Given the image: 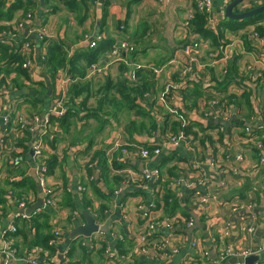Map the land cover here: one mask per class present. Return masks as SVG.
<instances>
[{"label":"crops","instance_id":"obj_1","mask_svg":"<svg viewBox=\"0 0 264 264\" xmlns=\"http://www.w3.org/2000/svg\"><path fill=\"white\" fill-rule=\"evenodd\" d=\"M36 1L34 9L28 12L34 15L35 26H46L48 35L42 40H38L36 33L27 35V30L24 28L19 32V37L27 35L32 39L35 55L38 57L45 51V47L41 45L43 40L61 42L67 53V60H70L74 53L78 54L91 49L89 41L96 35L102 36V39H112L113 41L124 38L134 44V50L126 59L127 63H113L111 58L105 54L107 50L104 51L97 59L98 65L103 67L101 73H91L82 58L76 60V64L85 67L84 79L92 80V96L88 98L84 109L78 105L83 96L74 100L80 116L74 120L69 134L64 135L56 125L50 126L49 130L51 129L59 140L55 149L48 145L43 150V157L55 154L60 160L62 159L61 166L56 167L54 173L48 175L47 178V182L54 186L59 200L63 196V186H66L73 193V202L80 210H84L79 200L85 191L92 203L90 207H86L90 215L101 203H104L108 210L107 218L111 219L109 234L105 233V239L108 245L114 249L117 241L124 244L123 249L119 248L121 252L117 250L120 256L112 261L107 258H97L96 252L88 255L89 261L95 263L99 260L101 264H137L141 261L142 264H184L183 261L188 256H195L198 258L199 264H210L208 260H213L217 256L214 226L217 225V220L220 218L236 220L239 223L243 221L241 224L245 227L249 223L255 227L253 234L245 230L236 232L234 229L230 232L225 243L222 241V244H227L231 252L259 244L264 236V163H259V152L256 151L254 142L264 137V132L260 133V130L264 128V52L251 33L256 24H246L232 32L227 29L223 30L222 40L225 43H232L230 50L232 58L227 68L229 64H235L237 72L228 82L224 81L225 77L220 78L221 73L217 68L206 66L204 72H210L213 82L211 90H203L198 78L192 75L187 82L182 84V88V85L179 86L176 92H172V95L165 99L167 105L175 106L184 113L188 120L186 132L192 136V139L179 141L177 144L165 148L160 155L143 161L138 156H123L121 147L124 146L127 149L152 147L165 142L166 138L172 134L169 131L170 125H167L169 120L164 118L166 113L159 98L156 99L155 106L152 105L147 109L149 116L153 121H156L155 126L149 127L148 125L140 133L130 134L126 131L127 122L129 120L138 122L141 120L140 117L107 104L103 106L100 113V115L107 116L102 122L101 130H97L95 129L97 122L85 119V115L88 113L87 107L97 106L102 94V91L98 90L107 78L112 81L126 78L129 80L131 75H134L136 67L145 68L150 72L153 89L157 95L170 80L175 79L178 82L168 69L153 74L149 68L161 67L168 60L175 59L179 55L181 39L180 31L176 29V25L190 14H195V0H88L85 19L82 23H78L76 13L69 12L58 4H56L57 10L51 12L50 7L56 3L55 0ZM211 1L212 25L210 26L215 28L216 25L228 20L223 9L230 0ZM257 1L260 3L262 0ZM10 2L11 0H6V5ZM24 15L25 13L19 10L14 14L13 19L19 20ZM208 16L210 17L207 15L206 20ZM8 22L1 20L0 25H6ZM120 27L123 28L120 29ZM205 60L207 61L206 58ZM36 62H39V58ZM67 70V66L64 69H59L55 79L52 80L48 74L44 73V68L39 63L32 78L34 82L42 81L46 85L45 89L38 87L37 84L27 82L24 78H21L22 88H15L10 78L14 73L5 76L9 79L6 84L0 82V107L4 111L8 109L12 117L8 132L3 135L8 138V146L6 148H3V145L0 146V185L7 177L3 168L4 163L8 159L18 157L22 151V148L17 146V141L25 136L27 129L20 130L19 126L17 127L18 117L28 120L36 114L39 116L52 114L56 109L57 100L63 93L65 95L69 84L73 81ZM249 71L259 73V75L253 80L247 77ZM0 78L2 77L0 76ZM257 79V86L249 90L251 91L248 96L251 107L249 111L245 106V97L243 96L245 90L242 84L247 82L253 87ZM228 98L229 101H235L229 107V118L220 119L218 117L214 120L215 123L206 120L203 113L206 110L205 103L208 100L220 101L223 102L221 103L222 107H225L227 104L224 101H227ZM226 121L229 122V125L225 124ZM217 122L223 127L221 139H219L220 135H218V139H215L214 136L217 135L214 131V127L218 126ZM40 129L39 125L34 128L35 131ZM31 135V142H33L37 136L33 133ZM99 150L104 151L108 163L112 159L113 152L116 151L119 153L116 159L124 161L126 167L122 171L114 170L112 174L123 173L124 176H132L131 171H152L157 168L161 179L167 181L171 188L177 192L181 205L186 210L195 213L197 220L195 222V217L192 216L194 219L193 231L188 229L185 232V238L177 240L181 247L178 254L169 256L165 261H160L154 251L147 255L141 253L137 250L135 241L130 239L141 229L140 203L150 204L155 198L152 193L140 189V182L144 181L130 184L119 195L111 193L107 199L98 197L89 184H87L88 186L83 184L84 181L87 182L88 167L86 164L90 161L94 151ZM28 155L26 154L24 159L30 173L31 169H35L40 163V160L34 155L28 159ZM238 157H242V160H238ZM213 162L218 163V166L212 165ZM99 167L97 166V169L94 170V178L95 182L104 190L105 187L102 186L99 178ZM171 167L176 169L177 176L169 175L168 170ZM179 178H182V182L177 184ZM194 180H200V183L192 188L187 186V182ZM153 184L152 179L149 180L148 187ZM79 187L84 189L79 190ZM6 189L11 193L10 186L7 185ZM132 191L140 193L134 194ZM212 193L217 194L216 198L210 197L205 200L204 197L212 195ZM240 194L244 195V198H240ZM27 195L28 197L35 196L32 192ZM197 197H201V199H197ZM236 199H239L238 206L234 212H231L230 204L234 203ZM202 200L203 203H201ZM248 200H253L252 202L256 203L253 211L255 218L250 217L251 210L245 206L246 203H249ZM18 201L17 197H8L5 216L0 219V239L3 237L2 231L14 226V221L20 218L19 214L22 213V209L18 207ZM70 212L69 208L61 206V209H58L54 215V229L59 227L63 235L56 242V248L59 251L64 249L67 244L65 233H69L77 224L85 223L83 216L75 217L74 223H68L67 217ZM205 214L208 215V218L205 217ZM160 232L161 235H157V237H166L168 234V230L165 228ZM11 234V232L8 233V235ZM19 239V237H13L14 241ZM193 241L203 245L208 258L201 256L202 245L198 248L197 244L193 248ZM20 249L21 247L18 250ZM32 249L34 248L30 250ZM22 251L25 254L29 250L23 248ZM81 257V249L75 248L71 259L79 264H85L88 260L85 259L83 262ZM238 262V257L230 254L220 264H236ZM10 264H16V262L12 261ZM255 264H264V251L259 254V261Z\"/></svg>","mask_w":264,"mask_h":264},{"label":"built area","instance_id":"obj_2","mask_svg":"<svg viewBox=\"0 0 264 264\" xmlns=\"http://www.w3.org/2000/svg\"><path fill=\"white\" fill-rule=\"evenodd\" d=\"M250 3L258 4L257 0H244L241 4L245 6H249ZM195 9L196 11L205 12L208 16L207 18V25H212V16H211V7L212 1L211 0H195ZM210 13V14H209ZM194 14H190L186 19L181 20L177 23L176 29L179 30L180 35V44H179V55L175 57V59L168 60L165 64L161 67H150L149 70L153 74L161 73L164 69H168L178 80L175 79L170 80L167 83L163 90L157 95L154 89H150L149 92L144 94V99L147 104L155 106V101L157 98L161 100L165 109V115H169L170 119H173L176 122L180 123V129L177 131L176 134H170L165 142L160 144H156L150 148L148 147H139V148H131L126 149L122 148L121 153L124 155H128L130 157H140L143 161L150 159L153 156L160 155L161 152L165 148H169V146H173L177 144L179 141H186L192 139V136L186 132V127L188 126V120L184 116V113L177 109L175 106H170L165 103V99L172 95V92H176L177 88L181 86L185 81L192 76H196L200 81L201 87L203 90H211L212 89V79L210 76V72H204L206 66H211L212 68H217L218 71L221 73L220 78H223L228 71L227 65L231 61V53L230 50L232 49V43H225L223 40L220 41V45L217 47H212L210 44V40L208 38H203L201 34L196 32L191 26V20L193 19ZM214 24V23H213ZM7 29L2 30L0 32V43L6 44L10 47H13V50L18 52L22 58V68L27 70L29 73L30 78H32L33 73L38 67L39 62L37 63L36 60L38 55H35V48L32 39L28 38L27 35H32L36 33L37 39L42 40L45 38L47 34L46 26H35L34 25V15L31 12L25 13L24 17L17 20L13 19L10 20L7 24ZM27 30V35L24 37H19V32L22 29ZM123 27H120L122 29ZM254 40L257 41L259 45H261V49L264 52V37H261L256 32L252 33ZM102 39V36H94L89 41V46L91 48L95 47L97 42ZM134 50V44L127 39L118 38L116 39L111 48L106 51L108 57L111 58V61L116 64H120L121 62L127 63V57L130 56L131 52ZM37 56V57H36ZM36 58V59H35ZM40 59L44 58V55L39 57ZM207 59V61L205 60ZM91 73H101L103 67L98 65V62H92L88 66ZM259 73H254L249 71L247 75L248 78H257ZM135 76L131 75L129 81L135 82ZM254 80V79H253ZM3 89L5 87L1 86ZM183 85L181 86V88ZM63 92V91H62ZM64 93L60 96L56 103V109L53 111L52 115L60 116L65 112V105L64 103ZM220 101H211L208 100L206 104V110L203 112L206 120L213 121L220 117V119H228L230 116L229 107L225 106L222 107ZM164 115V116H165ZM0 117H2V123L0 124V146L3 144V135H6L8 132V125L12 121V117L10 115V111L7 109L4 111L2 107H0ZM221 121V120H220ZM215 123V122H214ZM218 126H215L214 131L217 135L215 139H218V135L223 132V127L220 123ZM41 126L39 131H35L34 128L37 126ZM19 126V127H18ZM49 123V114L47 116H39L33 115L31 119H25L18 117V125L17 127L21 130H29L35 136V140L32 143L33 147V155L36 156L37 159L40 160V163L35 168V174L37 178V182L41 188L43 193V206L41 208L47 209H54L55 211L60 210L61 207L59 206V197L56 194V190L54 186L47 182L48 175L46 166L43 162V153L46 147V143L41 139L40 134L45 133L50 128ZM213 137V136H211ZM255 147H257L260 152L258 155L259 163H264V143L257 140L254 142ZM18 157H13V161H16ZM238 160H242V157H238ZM212 165L218 166V163L213 162ZM96 167L93 163H89L88 167ZM132 176H126L124 181L121 185H119L112 194L119 195L123 193L124 189L132 183H136L137 181H144L140 182V189H144L145 192H150L152 195H155L156 192L161 193V184H159V180L161 179L160 173L157 168L152 171L141 170L137 172H130ZM86 178H88L86 176ZM90 179L93 176L89 177ZM160 178V179H159ZM153 181V185L148 187L149 180ZM200 183V180H194L193 182ZM182 182V178L177 179V184ZM192 184V183H191ZM191 184H188L190 186ZM135 185V184H133ZM155 185V186H154ZM79 190H83V187H79ZM212 195L205 196V200H208ZM35 196H27L24 198L19 199L18 207L22 210L26 209L30 204L34 203ZM201 199L200 197H198ZM239 199H236L234 203H231V212H234L238 206ZM245 206L251 210L250 217L255 218L254 209L256 207L255 202L246 203ZM139 208L142 212L141 219V229L137 233H135L130 239L135 243L137 250H139L143 254H149L151 251H154L155 256L160 261H165L169 258V256L176 255L180 252V243L177 241L178 238H185V232L190 229L193 225L194 219L191 216L186 217L183 214H173L171 216L161 217L162 215L157 214V211H161L160 208H155V204H144L140 203ZM39 210V209H37ZM87 211V210H85ZM70 214L75 218L81 216V210H73ZM91 215L94 218L95 223L98 224L100 227L104 220L99 219V215L96 211H92ZM24 219L29 217L28 214L20 213ZM161 217V219H160ZM205 217L208 218V215L205 214ZM75 222V221H74ZM73 222V223H74ZM243 221L240 223L236 220L231 219H218L217 225L214 226L215 230V241H216V250L217 256L215 259L208 260L210 264H220L224 259H226L230 254L235 255L238 257L239 262L236 264H245L241 262L242 259L251 256V255H259L264 251V236L259 244L253 247H245L238 249L237 251H230V248L227 244H222L225 239L229 236L230 232L234 229L236 232L245 230L248 233L253 234L255 231V227L252 224H246V227L242 225ZM167 229L168 234L166 237L158 236L161 235V229ZM8 231H15V227L11 226ZM3 237H1L2 244L0 245V263L1 264H10V262L15 261L16 264H68L70 259L67 254L68 248L65 247L62 250L56 251V254L48 259L46 256H41V249L34 248L29 250L24 254V257L18 255L17 250L12 247L11 242L5 237L6 230L2 231ZM54 237L49 241L50 244H56L58 242L57 238L61 235V231L58 228L54 229ZM105 242L106 246L104 249V257L107 260H114L119 257V252L117 249L111 248L106 239L105 233L98 230L92 233L90 236H81L78 240V244L80 247L85 249L87 254H91L98 250L101 246V242ZM225 243V242H224ZM198 244V248H200V243L197 241L192 242L193 248L196 247ZM66 256V257H65ZM201 256L204 258H208V254L206 249L201 247ZM184 264H199L198 258L195 256H188L187 259H184Z\"/></svg>","mask_w":264,"mask_h":264},{"label":"trees","instance_id":"obj_3","mask_svg":"<svg viewBox=\"0 0 264 264\" xmlns=\"http://www.w3.org/2000/svg\"><path fill=\"white\" fill-rule=\"evenodd\" d=\"M56 3L51 5V12H55L57 10V5L62 6L69 12L76 13L78 23H82L85 19V14L88 7V0H55ZM37 1L36 0H11V2L6 5V0H0V21H10L13 19L14 14L21 10L24 13L34 9ZM264 3L262 0L258 4L250 3L249 6H243L239 4L234 7L235 12H242L250 10L260 4ZM207 14L205 12L196 11L194 14L193 19L191 20L192 28L201 34L203 38H208L210 40V44L212 47H217L220 45V40L223 38V30L227 29L228 31H236L246 24H256L254 30L251 32H256L261 37H264V11L242 20H225L221 22L219 25H216L215 28L212 26L207 25L206 20ZM6 25H0V32L2 30H6ZM113 40H105L101 39L97 42L96 46L88 49L87 51H83L82 53H74L70 60H67V53L64 51V45L61 44L59 41H46L43 40L41 45L45 47V51L42 55H44L43 59H40L39 56V63L44 68V73L48 74L49 77L53 80L57 75L59 69H64L66 66L68 68L67 72L70 75V78L73 80L65 92L64 97V105H65V112L60 116H55L50 114L49 115V123L50 125H56L58 128L61 129L64 135L69 134L70 128L74 124V120L78 118L80 115L78 114V107L75 105V101L77 97L83 96L79 101V107L85 108L88 98L92 93L93 83L92 80L84 79L86 71L84 70L85 67L76 64V60L82 58L85 61V65L89 66L90 63L97 61L100 55L111 48L113 44ZM36 59V58H35ZM22 56L13 50V47H10L6 44L0 43V82H4L5 84L9 81L8 78L5 76L14 73L13 77L11 78V83L15 88L21 89L23 86V81L21 78H24L27 82H31V84H37L38 87H42L45 89L46 85L40 82H34L33 78H30L29 73L27 70L22 68ZM236 65L229 64L227 74L224 76V81L228 82L234 75L237 74L236 72ZM236 73V74H235ZM135 82L129 81L126 79H118L116 81H112L110 78H107L106 81L100 86L98 91H102L100 95V99L97 102L96 107H87V114L85 115V119L89 120L92 119L93 121L97 122V126L95 129L101 130L102 122L107 115H100L103 106L105 104L111 105L115 109H123L127 112H132L134 115L141 118L138 122L129 120L127 122L126 131L130 134L133 132L140 133L143 129L149 127H154L156 121L149 116L147 109L151 106L146 103L144 99V94L149 92L150 89H153V79L150 78V72L142 67H136L134 70ZM79 80H78V79ZM33 80V81H32ZM258 84L257 81L254 82V86L252 87L247 82H244L242 85L245 90V97L244 102L246 103V109L249 111L251 110L250 107V100H249V91L250 89H254ZM54 86V83H52ZM254 91V90H253ZM58 95V94H57ZM227 107H230L234 104L235 101H224ZM80 109V108H79ZM113 114V113H112ZM111 114V115H112ZM248 117V115H247ZM164 118L169 120V131L172 134H176L177 131L181 128L180 123L174 121L173 119L169 118V115H165ZM101 123V124H100ZM239 124V123H237ZM10 125V124H9ZM8 125V127H9ZM167 128V127H166ZM264 132V128L260 130V133ZM32 133L28 130L21 139L17 141V146L22 148V151L18 154V159L13 161L12 159H8L4 163V170L7 174L6 179L3 181V184L0 185V219L1 217L5 216V211L8 204V197H17L18 199L27 197L28 193L32 192L35 197L37 195V188L36 183L32 176L29 173L28 166L25 164V155L29 152L28 144L32 140ZM221 139L223 137V132L219 134ZM41 139L46 143V145L50 146L51 148H56V143L59 140L57 136L50 130L45 133L40 134ZM259 141L264 143V137L258 139ZM91 143V138H90ZM3 148L8 146V138L7 136L3 137ZM133 147V145H132ZM90 148V147H88ZM121 148H126L122 146ZM120 148V149H121ZM150 148V147H148ZM257 152H260L258 148H256ZM119 153L116 151L112 154V159L108 163V158L105 156L104 151H94L90 161L86 164L92 162L96 167H88L87 169V182H83L85 186L89 184L92 191L100 198L107 199L108 195L113 193V191L122 184L126 176L122 174H112V171H122L126 166L124 161L117 158ZM43 162L47 169V174L51 175L54 173L56 167L61 166L62 159L60 160L57 155L50 154L46 157H43ZM25 166V167H24ZM99 167V178L101 179L102 186L105 187L104 190L95 182L94 178V170ZM175 168L171 167L168 170L169 175L177 176L175 172ZM93 176V178H89ZM15 177V178H14ZM161 184V193L156 192L155 198L153 203L155 204V208H160L166 216H171L176 212H181L186 217H191L190 210H186L180 203L179 198L177 197V192L174 191L167 181H160ZM10 186L11 193L6 189V186ZM155 186V185H154ZM107 190V192H105ZM63 196L60 198L59 206H65L69 208L71 211L73 210H80L75 206L73 202V193L70 189L66 186H63L62 189ZM134 194L140 193L138 191H132ZM11 194V195H10ZM240 198H244V195L239 196ZM80 203L83 205L84 210H87L86 207L91 206V201L86 196L85 191L82 193L80 198ZM252 202L253 200H248ZM100 220H105L108 216V210L104 203H101L99 207L95 210ZM56 211L54 209H47L41 208L39 210H35L33 213L29 215V219L17 218L14 221L15 231H8L6 230L5 237L11 242L12 247H14L18 255L24 257V253L22 251L25 248L27 251L31 248H40L42 250L41 256H46L48 259L52 258L57 251L56 244H50L49 241L54 237V226L53 220ZM201 218H203L201 216ZM68 223H73L75 218L70 214L67 217ZM140 223H142L141 215H140ZM12 233L8 235V233ZM63 235H59L57 240H60ZM13 237H19L20 239L17 241L13 240ZM81 236L77 238L67 239L66 247L68 248L67 256L68 258L73 256L75 248L81 249L83 252L82 258L88 257L89 254L85 252L83 247H80L78 244V240ZM106 243L103 241L101 242V246L96 250V255L99 258L104 257V249ZM119 252L123 249L124 244L121 241H117L114 245ZM21 247L20 250H18ZM46 253V254H45ZM85 254V255H84ZM70 264H79L75 261H70ZM145 263V262H144ZM137 264H142L138 262Z\"/></svg>","mask_w":264,"mask_h":264},{"label":"water","instance_id":"obj_4","mask_svg":"<svg viewBox=\"0 0 264 264\" xmlns=\"http://www.w3.org/2000/svg\"><path fill=\"white\" fill-rule=\"evenodd\" d=\"M244 0H230L224 7L223 12L225 17L228 20L235 21V20H242L245 18H249L252 16H255L261 12L264 11V3L250 9L247 11L242 12H235L234 7L241 4ZM2 123V117H0V124ZM226 125H229V122L226 121ZM264 124V123H263ZM40 132V131H39ZM32 143L30 142L28 144L29 152H28V159H31L30 156H33V147ZM30 175L34 179L36 183L37 188V198L34 203H32L29 207L22 210L23 213L30 215L35 210L40 209L43 206V193L41 191V188L37 182L35 169H31ZM193 217H195V222L197 220L196 215L194 212H190ZM82 216L84 217L85 223L84 224H77L69 233L65 234V237L67 239L77 238L79 236H90L92 233L100 230L106 234H109L110 230V223L111 219L107 218L104 223L98 227V224L95 223L94 218L92 215H90L87 211L82 210L81 211ZM189 231H193V227L189 229ZM257 261H259V255H251L241 260V262H244L245 264H255Z\"/></svg>","mask_w":264,"mask_h":264},{"label":"rangeland","instance_id":"obj_5","mask_svg":"<svg viewBox=\"0 0 264 264\" xmlns=\"http://www.w3.org/2000/svg\"><path fill=\"white\" fill-rule=\"evenodd\" d=\"M175 28V27H174ZM20 117V116H19ZM111 159V158H110ZM192 183V184H191ZM188 184H191L190 185V187L192 188V187H195V186H197L199 183L198 182H193V181H189V182H187V186H188ZM216 196H217V194L216 193H212V197H215L216 198ZM178 197V196H177ZM179 198V197H178ZM201 198V197H200ZM197 199H199L198 197H197ZM201 203H203V200L201 201ZM31 205V204H30ZM29 207V206H28ZM244 207V206H243ZM41 209V208H40ZM194 211H196V210H194ZM176 213H178V214H181L182 215V213L181 212H176ZM175 213V214H176ZM157 214H160V215H162L161 217H166V214L165 213H163V211L161 210V211H157ZM192 216V215H191ZM161 217H160V219H161ZM191 218V217H190ZM28 219H29V217H28ZM204 219V218H203ZM66 234V233H65ZM66 247V246H65ZM82 252V251H81ZM66 256H67V254H65ZM82 255H83V252H82ZM85 255V254H84ZM95 255V254H94ZM65 256V257H66ZM97 258H98V255H95ZM82 258V257H81ZM69 259H70V257H69ZM88 260L87 262H85V264H101V261H96L95 263L92 261H89V258L86 256L85 258H82V260H83V262H84V260ZM70 261H73L72 259H70ZM68 264H70V263H68ZM73 264V263H72Z\"/></svg>","mask_w":264,"mask_h":264},{"label":"flooded vegetation","instance_id":"obj_6","mask_svg":"<svg viewBox=\"0 0 264 264\" xmlns=\"http://www.w3.org/2000/svg\"><path fill=\"white\" fill-rule=\"evenodd\" d=\"M82 211V210H81ZM82 216V215H81Z\"/></svg>","mask_w":264,"mask_h":264}]
</instances>
